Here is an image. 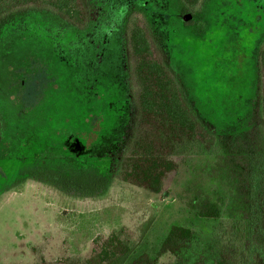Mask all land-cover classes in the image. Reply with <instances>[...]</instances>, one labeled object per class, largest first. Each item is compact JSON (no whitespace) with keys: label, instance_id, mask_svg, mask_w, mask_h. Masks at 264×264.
<instances>
[{"label":"trees","instance_id":"16d2710c","mask_svg":"<svg viewBox=\"0 0 264 264\" xmlns=\"http://www.w3.org/2000/svg\"><path fill=\"white\" fill-rule=\"evenodd\" d=\"M70 33L82 38L73 47L90 73L91 55L100 64L111 50L119 60L127 128L104 151L19 160V175L81 197L104 194L117 174L162 193L179 157L213 155L222 185L191 203L216 221L211 264H264V0H0L2 71L43 48L59 60ZM132 234L96 236L86 264H115ZM193 238L172 224L159 253L177 255ZM152 262L142 255L133 264Z\"/></svg>","mask_w":264,"mask_h":264},{"label":"rangeland","instance_id":"374dc122","mask_svg":"<svg viewBox=\"0 0 264 264\" xmlns=\"http://www.w3.org/2000/svg\"><path fill=\"white\" fill-rule=\"evenodd\" d=\"M66 38L59 60L43 48L27 64H14L11 74L0 67V264H86L92 240L121 227L133 232V245L115 264H133L142 255L152 264L201 259L211 264L218 253L216 221L197 216L191 203L198 194L214 197L222 185L213 155L179 157L162 193L117 174L104 194L81 197L19 175V160L47 151L70 156L104 151L127 128L130 109L119 60L111 50L101 54L100 64L91 55L90 73L85 55L73 47L82 38L73 33ZM172 224L191 228L194 238L177 255L159 253Z\"/></svg>","mask_w":264,"mask_h":264}]
</instances>
